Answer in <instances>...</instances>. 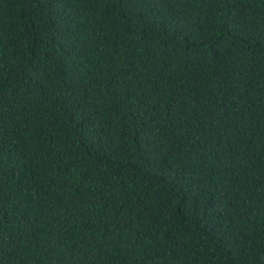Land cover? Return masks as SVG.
Wrapping results in <instances>:
<instances>
[{"label": "trees", "instance_id": "1", "mask_svg": "<svg viewBox=\"0 0 264 264\" xmlns=\"http://www.w3.org/2000/svg\"><path fill=\"white\" fill-rule=\"evenodd\" d=\"M0 264H264V0H0Z\"/></svg>", "mask_w": 264, "mask_h": 264}]
</instances>
